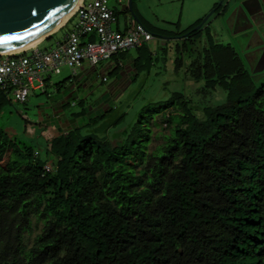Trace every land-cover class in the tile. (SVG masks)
Returning <instances> with one entry per match:
<instances>
[{
    "label": "trees",
    "instance_id": "16d2710c",
    "mask_svg": "<svg viewBox=\"0 0 264 264\" xmlns=\"http://www.w3.org/2000/svg\"><path fill=\"white\" fill-rule=\"evenodd\" d=\"M140 21L170 40L198 34L202 22L174 32ZM208 46L188 72L210 99L175 91L150 103L164 128L178 117L153 151L140 126L120 144L81 135L79 126L49 138L52 165L0 128V163L11 151L0 164V264H264V72L230 44L210 38ZM136 49V57L112 58L129 56L137 74L149 70V43ZM8 93L0 86V104ZM32 216L43 227L29 245Z\"/></svg>",
    "mask_w": 264,
    "mask_h": 264
},
{
    "label": "rangeland",
    "instance_id": "374dc122",
    "mask_svg": "<svg viewBox=\"0 0 264 264\" xmlns=\"http://www.w3.org/2000/svg\"><path fill=\"white\" fill-rule=\"evenodd\" d=\"M221 1L134 0V9L144 22L176 32L194 24L200 18L203 21V18ZM244 1L224 0L223 6L227 5L228 11L225 14L214 13L198 34L187 39L176 38L165 41L162 38H155L151 40L149 46L155 53L154 63L149 70L138 74L132 62L128 63L129 56H125L127 61H124L128 71L122 69L116 73L111 69L105 70L108 60L104 63L99 62L95 67L85 60L80 67H77L76 75L68 65H63L59 74L43 73L45 86L31 89L26 102L18 101L11 92L7 94L5 102L0 104V128L14 144L38 150L42 157L48 155L53 162L52 165L56 164L57 158L49 152L51 142L48 131L55 125H59L63 132L80 126L81 135L106 137L112 144L123 143L127 137L135 136V128L140 126L138 138L144 135L150 136L149 151L155 150L165 143L166 135L173 133L178 117H174L173 124L166 129L161 121L162 114L155 113L154 106L149 107L150 103L166 101L175 91H181L186 97L195 101L201 99L206 102L210 99V96L197 91L199 87H202L203 82L193 80L188 72L189 63L193 58L200 56V53H204L203 48L209 45L210 38L215 43L230 44L241 55L250 70L253 66L255 67L253 71L260 68L262 62L258 64L257 60L249 58L245 54L250 51L247 52L246 48L240 47L237 39L244 41V38L236 37L235 35L238 34L233 32L237 23L232 22L234 27L231 26V29L227 27L229 14ZM126 3L128 0H109L111 9L118 17L122 33L125 32L126 18L131 14L129 11L122 12V5ZM244 12L252 13L247 7ZM257 13L252 14L256 16ZM76 21L77 19L73 18L50 38L41 42L39 48L55 49L57 43L73 28ZM192 41H194L193 44L190 43ZM184 43H188V48H193L192 53L191 49L183 52L181 47L179 53L177 46ZM165 48H167L166 51ZM128 53L131 57L138 55L136 48L129 49ZM249 55L251 56V53ZM178 56L183 59V64L177 67L175 59ZM113 60L115 63L118 59ZM86 68H90L92 73L84 79L82 71ZM122 72L125 74L123 75ZM258 78L264 79V74L259 75ZM37 84L38 82H35V85ZM175 105V107L178 106L177 103ZM57 106L58 108L55 109ZM60 106L63 108L60 109ZM57 109L58 112H55ZM57 113L64 119L59 118ZM95 116L99 118L92 120L91 118ZM140 121H143L142 124L139 123ZM141 140L147 143L145 137ZM10 154L9 150L0 163L2 166L6 167ZM13 158L20 159V156L14 155ZM32 218L33 232L25 233L29 245L33 243L35 236L43 227L42 222H38L36 217L32 216Z\"/></svg>",
    "mask_w": 264,
    "mask_h": 264
},
{
    "label": "built area",
    "instance_id": "2783aa9c",
    "mask_svg": "<svg viewBox=\"0 0 264 264\" xmlns=\"http://www.w3.org/2000/svg\"><path fill=\"white\" fill-rule=\"evenodd\" d=\"M73 18L77 19L76 23L55 49L42 50L39 48L40 42L22 52L0 54V86L11 92L18 101L26 102L31 89L45 86L43 73L59 74L61 67L68 65L76 75L77 67L85 60L91 66H96L117 53L138 48L155 38L131 15L127 16L125 32L122 33L109 0H82L61 28ZM35 82L38 84L35 85ZM46 168L50 170L51 164Z\"/></svg>",
    "mask_w": 264,
    "mask_h": 264
},
{
    "label": "water",
    "instance_id": "95a60500",
    "mask_svg": "<svg viewBox=\"0 0 264 264\" xmlns=\"http://www.w3.org/2000/svg\"><path fill=\"white\" fill-rule=\"evenodd\" d=\"M256 1L258 5L257 11L262 10L263 7L260 0ZM78 2L79 0H0V49L22 45L43 36L65 18ZM245 6V2L241 3V6H236L233 9V13L229 14V19L234 18V20H227L229 29L232 22L235 21L238 8L244 9ZM122 11H129L137 22H141L134 11L133 0H128V3L123 4ZM214 11L212 10L203 18L201 24L196 26L197 30L202 27ZM262 11L263 14L259 16L261 22L257 23V25H261V28L264 25V20L262 19L264 18V10ZM237 22L236 20L235 23ZM255 33L258 38L264 39L258 30ZM178 38H182V36H178ZM163 39L170 40V36H164ZM251 70H253L252 67ZM260 71H262L261 68L254 72L258 73ZM122 73L123 75L125 74V72ZM62 118L64 119V117Z\"/></svg>",
    "mask_w": 264,
    "mask_h": 264
},
{
    "label": "flooded vegetation",
    "instance_id": "af4514ba",
    "mask_svg": "<svg viewBox=\"0 0 264 264\" xmlns=\"http://www.w3.org/2000/svg\"><path fill=\"white\" fill-rule=\"evenodd\" d=\"M244 2L246 4L244 9L247 7L251 9L252 13H255V12H258V13L256 16L255 14H252L251 12L247 14L244 12V9L239 7L236 12L237 16H235V21H233L234 23L236 22V20L238 21L237 24L235 25V29L233 30V32L234 34H238V35H235L236 37L240 36L241 38H244V41H242L239 38L237 39V41L240 44V47H242L243 49L246 48L247 52L250 51L249 53H246L245 55H247L249 58H253L254 60H257L258 64L262 62L261 65L259 66L262 69V71L258 73L254 72L255 74H260L264 72V39L258 38L255 31L258 30V32L262 34L264 37V25H262V28H261V25H257L258 22H261V19L259 20V16L263 14L262 10H264V0H260L263 9L258 10V11H257L258 5H257L256 0H245ZM223 3H224V0H222L220 7L214 6V9L212 10H215V11L212 13V15L218 12H220V14H225L228 11L227 9L228 6L227 5L226 7L223 6ZM239 6H241V4H239ZM210 17L208 20H210ZM253 18L255 19L253 20ZM262 19L264 20V18ZM208 20L202 25V27L199 30H201L203 26L207 22H209ZM230 20H234V18H230L229 21ZM231 26L234 27V24H232ZM239 26L241 28H238ZM250 53H251V56L249 55ZM252 69L254 70L255 67L253 66ZM123 70L128 71L127 68ZM56 108H58V106L55 107V109ZM59 108L62 109L63 106H60ZM55 112H58V109ZM56 115H60V114L57 113ZM58 117H61V116H58Z\"/></svg>",
    "mask_w": 264,
    "mask_h": 264
},
{
    "label": "bare ground",
    "instance_id": "6f19581e",
    "mask_svg": "<svg viewBox=\"0 0 264 264\" xmlns=\"http://www.w3.org/2000/svg\"><path fill=\"white\" fill-rule=\"evenodd\" d=\"M81 2H82V0H79V2L72 9V11L65 18H63L57 25H55L51 30H49L46 34H44L43 36H41L35 40L29 41L27 43H24L22 45L10 47V48H5V49H0V54H14V53L22 52V51H25L27 49H30L32 47L37 46L46 37H48L52 33L56 32L62 25L65 24V22L71 17V15L75 12V10L81 4Z\"/></svg>",
    "mask_w": 264,
    "mask_h": 264
},
{
    "label": "crops",
    "instance_id": "0c3cea01",
    "mask_svg": "<svg viewBox=\"0 0 264 264\" xmlns=\"http://www.w3.org/2000/svg\"><path fill=\"white\" fill-rule=\"evenodd\" d=\"M201 19V18H200ZM199 20V19H198ZM197 20V21H198ZM195 23V22H194ZM191 26V25H190ZM190 26H188V27H190ZM187 27V28H188ZM186 29V28H185ZM163 39V38H162ZM179 39H181V38H179ZM163 40H165V39H163ZM165 41H167V40H165ZM105 61H107V60H105ZM105 61H101V63H104ZM131 59L128 61V63H131ZM125 62L124 61H119V62H115L114 63V60H113V58H111V59H108V62H107V64H106V66H105V70H113V69H115V67L118 65V66H120V68L121 69H126V67H125ZM93 67H95V66H93ZM84 74H83V77H85L84 79H86V77H89L90 75H91V73H92V70H90V68L89 69H84L83 71H82ZM48 132H50L48 135L51 137V136H56V135H58V134H60L62 131H61V128H59V125H55V127H52Z\"/></svg>",
    "mask_w": 264,
    "mask_h": 264
},
{
    "label": "clouds",
    "instance_id": "9594fccd",
    "mask_svg": "<svg viewBox=\"0 0 264 264\" xmlns=\"http://www.w3.org/2000/svg\"><path fill=\"white\" fill-rule=\"evenodd\" d=\"M59 29H61V27H60ZM59 29H58V30H59ZM54 33H55V32H54ZM54 33H52V34H54ZM52 34H51V35H52ZM51 35H49V36H51ZM49 36H48V37H49ZM48 37H47V38H48ZM47 38H45V39H47Z\"/></svg>",
    "mask_w": 264,
    "mask_h": 264
}]
</instances>
